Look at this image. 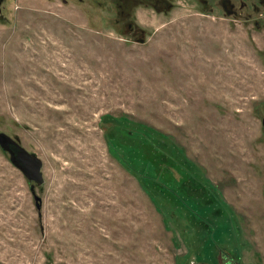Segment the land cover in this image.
Masks as SVG:
<instances>
[{
  "label": "rangeland",
  "instance_id": "1",
  "mask_svg": "<svg viewBox=\"0 0 264 264\" xmlns=\"http://www.w3.org/2000/svg\"><path fill=\"white\" fill-rule=\"evenodd\" d=\"M3 7L0 264H264V0Z\"/></svg>",
  "mask_w": 264,
  "mask_h": 264
},
{
  "label": "water",
  "instance_id": "2",
  "mask_svg": "<svg viewBox=\"0 0 264 264\" xmlns=\"http://www.w3.org/2000/svg\"><path fill=\"white\" fill-rule=\"evenodd\" d=\"M0 148L5 153L9 154L11 163L15 165L31 183V190L32 193H34L36 205L40 210L42 208L41 201L40 197L34 192V185L39 186L42 192V186L45 183V178H43L44 164L42 160L37 154L26 150L18 140L9 136L7 133L0 132Z\"/></svg>",
  "mask_w": 264,
  "mask_h": 264
},
{
  "label": "flooded vegetation",
  "instance_id": "3",
  "mask_svg": "<svg viewBox=\"0 0 264 264\" xmlns=\"http://www.w3.org/2000/svg\"><path fill=\"white\" fill-rule=\"evenodd\" d=\"M4 2H5V0H0V21H2L3 16H4V7H3ZM127 3L128 2L126 1L125 4L127 5ZM118 10H119L120 15H124V14L126 15L128 13L129 8H128V6L125 7L124 4L120 3L118 6ZM121 24L126 25V23H121ZM133 28H134L133 25H131V24L128 25V29L130 31H133ZM228 264H233V263L229 262Z\"/></svg>",
  "mask_w": 264,
  "mask_h": 264
}]
</instances>
